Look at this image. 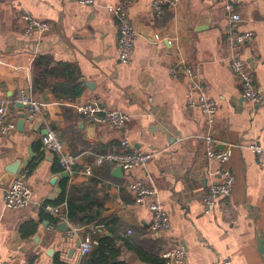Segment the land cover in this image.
I'll return each instance as SVG.
<instances>
[{
  "label": "crops",
  "instance_id": "obj_1",
  "mask_svg": "<svg viewBox=\"0 0 264 264\" xmlns=\"http://www.w3.org/2000/svg\"><path fill=\"white\" fill-rule=\"evenodd\" d=\"M116 1L84 6L78 0H0V101L13 102L25 91L42 106L39 124L38 119L25 124L24 131L17 126L8 135L0 131V264H84L89 253H83L82 243L89 238L94 248L96 240L111 236L107 220L117 222L124 239L159 258L167 245L179 242L187 250L185 264H264V156L249 149L252 144L264 148V0H232L243 17L233 31L255 35L237 54L227 45L225 0H181L160 18L152 11L154 0H137L130 16L138 41L127 66L118 61L116 19L106 10ZM26 13L51 30L27 36L21 19ZM234 55L252 73L261 104L243 98L230 66ZM40 57H50L55 71L35 85L34 62ZM74 80L83 87L78 99L58 95L64 83ZM191 91L197 101L205 96L216 102L213 123L199 106L189 107ZM89 98L100 99L105 110L128 114L130 122L122 130L87 123L75 103ZM23 113L12 105L10 117L17 125ZM48 129L58 132L66 151L77 158V173L69 178L43 150L41 138ZM207 134L217 150L232 149L226 167L235 177L229 203L220 199L209 213L203 196L209 185L221 181L217 172L223 165L205 156ZM125 139L154 156L133 173L157 191L170 218L168 235L150 232L152 213L135 204L124 172L116 178V166L95 165L97 156ZM17 163V174L26 173L33 192L25 209H9L5 203L17 175L10 170ZM87 166L93 168L91 176L82 173ZM63 180L74 188L76 201L89 197L103 208L101 219L89 225L98 226L96 232L69 221L64 212L57 219L41 209L59 197ZM63 222L69 230H80L62 232ZM130 229L133 234L126 237ZM119 247L121 261L149 264L123 241Z\"/></svg>",
  "mask_w": 264,
  "mask_h": 264
},
{
  "label": "built area",
  "instance_id": "obj_2",
  "mask_svg": "<svg viewBox=\"0 0 264 264\" xmlns=\"http://www.w3.org/2000/svg\"><path fill=\"white\" fill-rule=\"evenodd\" d=\"M78 1L84 6L95 4V0ZM136 2L137 0H117L115 4L106 6V10L116 19L119 32L117 46L118 61L124 66L132 63L135 46L138 41V32L130 16V9ZM180 4L181 0H154L152 11L160 18L168 11H175ZM224 7L230 23L226 36L227 45L231 52L237 54L246 44L254 39L255 35L252 31H233L234 26L243 22V17L235 10V4L232 0H225ZM21 19L27 24V36H31L34 32L45 34L51 30L50 24L39 21L27 13L23 14ZM230 66L242 87L243 98L254 105L261 104L262 97L254 84L253 75L245 62L239 56L234 55ZM188 73L191 74L192 72L189 70ZM172 74H176V72L172 71ZM187 98L190 108L199 106L208 121L210 123L214 122L217 113L216 102L205 96H202L197 101L192 91L188 93ZM15 104L24 106L25 124H33L42 114L41 104L25 91H21L13 102L0 101V131L3 135H8L17 130V120L10 117V109ZM75 109L83 120L95 126L100 125L112 130H122L130 122L128 114L120 111L105 110L101 100L96 98L78 100L75 103ZM204 140L205 156L207 159L219 161L223 165V168L217 172L221 181L209 185L203 196L204 210L206 213H209L219 206L220 199L226 200V202L231 199L235 177L226 167L232 157V149L217 150L211 134H207ZM41 144L43 150L50 153L57 160L61 173H67L69 176L77 173V158L66 151L58 132L48 129L47 133L41 138ZM249 149L257 156H264V148L258 144L250 145ZM153 157V154L136 149L133 144L125 139L113 151L97 156L95 165L112 164L113 166H120L126 174V189L132 194L135 204L137 206H146L152 213V223L149 227L150 232L152 234L168 235L171 232L170 218L157 200V191L145 180L137 178L133 173L138 168H146ZM92 169V166H87L82 173L86 176H91L93 173ZM32 201L33 192L28 184L26 173L17 174L5 195L7 208L25 209L32 204ZM41 209L57 219L61 218L64 212V206H54L51 204L42 205ZM88 228L91 232H96L98 226L92 225ZM79 230L77 227H72L68 232L72 235ZM132 234L133 231L130 229L125 236L131 237ZM91 250L92 240L87 238L82 243V251L84 254H88ZM160 259L163 260L164 264H185L187 261L185 245L179 242L170 243L160 254Z\"/></svg>",
  "mask_w": 264,
  "mask_h": 264
},
{
  "label": "trees",
  "instance_id": "obj_3",
  "mask_svg": "<svg viewBox=\"0 0 264 264\" xmlns=\"http://www.w3.org/2000/svg\"><path fill=\"white\" fill-rule=\"evenodd\" d=\"M51 66L52 59L50 57H40L34 62V68L36 70L35 85L44 84L48 77L54 74L55 69ZM63 85L60 88L61 93L58 95L67 99L76 100L83 92V87L77 84L75 80L70 84L64 83ZM73 190L74 188L68 189L67 180H63L61 194L55 201L50 202V204L54 206H65L64 213L67 219L78 226H89L100 220L103 208L98 207L89 197H84L81 202L76 201L77 199L75 198L77 197H73ZM116 224L117 222L115 220H107L104 222V226L111 236L96 240L97 244L92 248L84 264H127L120 260L122 252L119 243L122 241L129 250L136 252L146 263L164 264L157 253L152 251L147 252L139 245L134 244L132 240H126L123 236H120ZM56 264L66 263L56 261Z\"/></svg>",
  "mask_w": 264,
  "mask_h": 264
},
{
  "label": "water",
  "instance_id": "obj_4",
  "mask_svg": "<svg viewBox=\"0 0 264 264\" xmlns=\"http://www.w3.org/2000/svg\"><path fill=\"white\" fill-rule=\"evenodd\" d=\"M88 85V87H92L91 85H89V84H87ZM18 107L19 108H21V109H25L24 108V106L23 105H21V104H18ZM19 122H18V129L20 130V131H24V126H25V122H24V114H21L20 116H19ZM41 122V120L40 119H38L37 121H36V124H39ZM96 127V126H95ZM47 133V130L44 132V134H46ZM15 166H18V163L16 164V165H14V166H12V168H11V173H14V174H17V171H18V169L16 170V167ZM122 174H123V171H122V169H121V167L120 166H116V168L114 169V171H113V175H114V177H116V178H121L122 177ZM63 177L64 178H69V174H67V173H64L63 174ZM59 230L60 231H62V232H67L68 230H69V226H68V224L66 223V222H63V223H61L60 225H59ZM109 235V234H108ZM260 244L262 245L263 244V242L260 240ZM119 246H122V242H120L119 243ZM262 249V248H261Z\"/></svg>",
  "mask_w": 264,
  "mask_h": 264
}]
</instances>
